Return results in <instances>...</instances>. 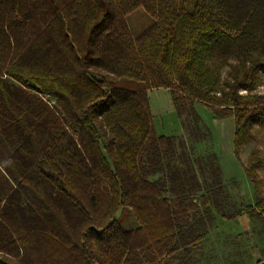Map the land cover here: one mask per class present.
Returning <instances> with one entry per match:
<instances>
[{
    "label": "trees",
    "instance_id": "1",
    "mask_svg": "<svg viewBox=\"0 0 264 264\" xmlns=\"http://www.w3.org/2000/svg\"><path fill=\"white\" fill-rule=\"evenodd\" d=\"M190 3L0 0V264H201L217 217L243 215L263 228L227 262L264 256L263 159L244 167L255 205H236L196 152L212 133L195 107L234 119L236 155L264 129V0ZM140 8L155 23L134 40ZM156 89L184 135H158Z\"/></svg>",
    "mask_w": 264,
    "mask_h": 264
},
{
    "label": "rangeland",
    "instance_id": "2",
    "mask_svg": "<svg viewBox=\"0 0 264 264\" xmlns=\"http://www.w3.org/2000/svg\"><path fill=\"white\" fill-rule=\"evenodd\" d=\"M189 2L188 8L192 9V5L190 2H194V0H186ZM126 22L129 26L130 32L135 39L139 38L145 31H147L154 23L155 20L151 18L148 14H146L143 8L137 9L129 14L126 17ZM154 91V90H152ZM151 92V91H150ZM148 92V94L150 93ZM257 94L264 95V85L261 86L257 92ZM198 107V111L200 112V116H202V120L214 131L212 118L213 114L207 108L200 106ZM155 125L158 128L159 133L162 135H175L183 130L181 120L178 118L176 113H169L168 115H158L155 117ZM205 126V125H204ZM206 127V126H205ZM208 129V127H206ZM210 131V129H209ZM252 134L254 136L253 141H249L247 143H243L239 149V153L236 155V160L241 164L244 168L249 163L250 155L253 151H257L260 154V157L263 159V166L258 170V174L263 180L264 183V129L262 128H254L252 130ZM224 145V151H228L227 146ZM222 147V146H221ZM232 150L233 142L231 143ZM218 147L214 142V137L204 144L197 145V154L207 155L209 153L215 152L220 157V150H217ZM222 155V154H221ZM218 157V158H219ZM223 160V159H222ZM220 166L223 169L226 167L225 163L222 164L221 158H219ZM224 161V160H223ZM223 171V170H222ZM237 178L231 179L229 181L225 180V184H227L228 192L230 193L233 202L236 205H240L241 203L245 205H255L256 196L253 186L250 183L249 178L245 173L238 174ZM231 181H235L232 183ZM123 226L130 230L137 228V222L134 219L133 215L130 214L128 217H124ZM263 227L259 222H252L249 217L243 215L242 217L234 220L233 222L224 221L223 219L217 217L214 228L212 229L209 237L204 242L203 251L205 252L206 259H202L201 264H229L226 259L229 253L234 251L236 245L234 246L230 244L233 239L237 238L240 235L251 233L253 231H259ZM264 239V236H263ZM229 241V242H228ZM249 247H253L255 245L260 247H264V241L261 242L260 237L255 236L251 243H249ZM248 248V247H247ZM253 254V262L254 264H259L260 262L264 263V256L254 249L248 248ZM260 259L259 263H256ZM262 259V260H261Z\"/></svg>",
    "mask_w": 264,
    "mask_h": 264
},
{
    "label": "crops",
    "instance_id": "3",
    "mask_svg": "<svg viewBox=\"0 0 264 264\" xmlns=\"http://www.w3.org/2000/svg\"><path fill=\"white\" fill-rule=\"evenodd\" d=\"M169 94H170V91L165 90V89L163 90L156 89L154 91H151L148 94L149 100H150L151 111L154 117V125H155L156 116L162 115V114L164 116L165 114L168 115L169 113H176L173 103H172L171 95ZM197 106H200V105H197ZM197 106L195 107L197 109V112L200 115V112L198 111ZM200 107L202 108V106ZM212 120H213L212 124L214 125L213 126L214 131L204 122V120L202 121L204 125L208 127V129H210V132L212 133V137H214V142L216 143V146L218 147L217 150H220L222 154V155L220 154V157L219 156L218 157L221 158L222 164L225 163L226 165V167H224L223 165L222 170H223L224 179L229 181L231 179L237 178L236 176H238V174L245 173L244 168L236 160L235 150L234 149L232 150L231 148V143L234 140V134H235V122L233 118L215 119L214 117V119L212 118ZM155 128H156L158 135H162L161 133H159L156 125H155ZM177 135L178 136L184 135V130L175 134V136ZM169 136H172V135H169ZM224 142L228 148V151L227 150L224 151V145H223Z\"/></svg>",
    "mask_w": 264,
    "mask_h": 264
},
{
    "label": "water",
    "instance_id": "4",
    "mask_svg": "<svg viewBox=\"0 0 264 264\" xmlns=\"http://www.w3.org/2000/svg\"><path fill=\"white\" fill-rule=\"evenodd\" d=\"M257 262L256 263H259L260 259L256 260Z\"/></svg>",
    "mask_w": 264,
    "mask_h": 264
}]
</instances>
